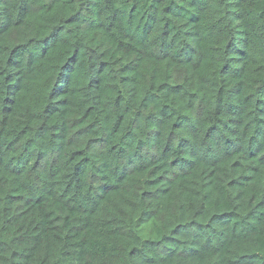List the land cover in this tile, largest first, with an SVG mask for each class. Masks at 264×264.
<instances>
[{
  "label": "trees",
  "instance_id": "obj_1",
  "mask_svg": "<svg viewBox=\"0 0 264 264\" xmlns=\"http://www.w3.org/2000/svg\"><path fill=\"white\" fill-rule=\"evenodd\" d=\"M0 264H264V0H0Z\"/></svg>",
  "mask_w": 264,
  "mask_h": 264
}]
</instances>
